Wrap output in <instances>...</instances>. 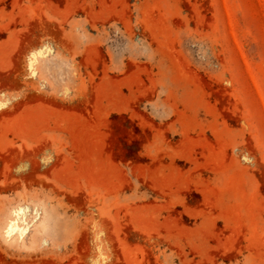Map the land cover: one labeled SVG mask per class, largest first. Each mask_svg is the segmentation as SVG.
Listing matches in <instances>:
<instances>
[{"label": "rangeland", "instance_id": "374dc122", "mask_svg": "<svg viewBox=\"0 0 264 264\" xmlns=\"http://www.w3.org/2000/svg\"><path fill=\"white\" fill-rule=\"evenodd\" d=\"M0 264H264V0H0Z\"/></svg>", "mask_w": 264, "mask_h": 264}]
</instances>
